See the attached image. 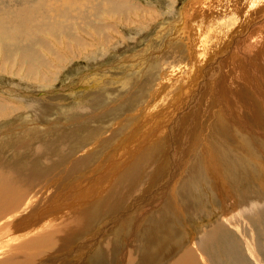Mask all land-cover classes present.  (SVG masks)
I'll list each match as a JSON object with an SVG mask.
<instances>
[{
	"label": "rangeland",
	"instance_id": "374dc122",
	"mask_svg": "<svg viewBox=\"0 0 264 264\" xmlns=\"http://www.w3.org/2000/svg\"><path fill=\"white\" fill-rule=\"evenodd\" d=\"M72 1H74V2H72ZM81 1L80 0L79 1H77V0H66V1L65 0H58L56 3H50L48 6L45 5L44 9L41 10L40 12H38L36 15L38 21H39V19L45 20V18L48 17V19L46 18V20H45L47 22V24H51L50 22H52V23L60 24L59 25L60 27L62 26V34L58 33L56 36H54L55 31H52L51 32L52 36L49 34V35H47L48 38L46 35H44L45 38L40 36V35H37L38 37L42 38L41 40L46 41L48 47L53 46L55 48V44L53 42H51V41H54V39H55L56 43L57 42H59L60 44L63 43L65 45H67L71 50H73V49H75V48H73L75 46L73 44V40L75 38L79 40V44H76V46H75V47H77V46L78 47L75 49V51L73 50L77 54L76 57L74 56L71 60L70 57L65 56L64 58L67 59V60L65 59L66 60L65 61L64 59L61 60L60 57H62V55L56 54L57 55V61L55 63H53L54 68L52 67L51 70H47V72H45V74L43 73L44 74L43 76L45 77V78L43 77V79H42V77L40 78V76L37 75L38 74V69L36 68L37 62L34 63V69L32 71V73H33L32 77L30 76V74H28L26 77L23 76L28 71V66L24 65L22 62H19V59L15 54L12 55V59H10L8 61V64H7L6 58L2 54H4L3 53L5 51L4 49H6L8 51V49H10V46L8 44H4L3 42L0 41V99L3 101L5 100V103L7 104L4 107L0 108V114L3 115V117L0 118V170H1L0 171V177L5 178V179L6 178L9 179V177H10V179H12L17 185L22 186V187H26V188H29V187L31 188V185L34 182L35 183H47L50 185V189L54 190V188H63L66 186H68V187L72 186V185H69V182H71V181H66L60 175L64 174L65 177H68V175L66 173L71 171L72 169H74V174L71 175V177H73V178H71V180L75 181L73 184L74 186L77 185V187H81V185L86 184V182H92V180L94 181L95 180L94 178H97L96 177L97 175L102 174L106 168L108 169L109 164L111 163V162H109L110 159L115 160L117 163H119V161L120 162L123 161L126 164L129 163L128 159L125 161L123 159L128 154V151L130 149H132L134 146L137 148L139 142L140 143L144 142V139H146L147 137L150 136L149 133H151V131L154 132L163 123L165 118L169 117L168 114L174 115V113L178 112V114H180V117L178 118L176 123H173L174 132L169 133L170 131H167V129H166V131H164V136L166 137L165 138L166 141L168 138L169 139L172 138L171 141L174 140L173 141L174 143L172 142V144L170 146L171 150L173 149V151H171L170 155L165 157L163 160L160 159L161 160L160 162L163 166H166L163 163L164 160L167 158L168 159L171 158V156L173 154H175L177 156L175 158L176 163L179 160L180 163L178 162L177 164L182 165L181 166L182 171L180 169L181 176L185 179V177L187 176V171H186L187 168L184 169V167L187 166L188 158L193 159L194 157L198 156V150H197L198 147L196 146V144L197 143H203L204 141H206V138H204L206 136H209V137H212V136L217 137L218 136L217 134L213 133V130L208 133V131H207L208 128L206 130L205 125H206V123H208L207 126L209 125V127L212 128V124L210 122V120L212 121V118H211L212 112L214 111V114H216V113H218V111H221V109H222L221 114L223 115V113H224L223 116L226 117L225 118L226 124L229 126V128H228V126H225V127L228 130H233V128L238 127L237 129L238 130L240 129L239 130L240 133L241 132L244 133V134L241 133L242 135H244L243 136L244 137L243 142L246 141L247 143L252 144L251 149H252L253 153H251V155H250L251 159L253 161L260 163V164L254 165V164H250V161H245V165L243 163H241V165L237 167L239 172L236 169H233L234 171L231 169V171H230L229 168H231V167L229 165L228 166H227V164H225V166L223 165V167H224L223 170L227 173V175L226 174L224 175V177L226 179L221 178V182L223 183V186L219 188V194L215 193L213 196H210V199H212L211 202H212L213 206L211 205V202L209 201L205 207L198 210L197 205L193 206L192 203H188L189 207H187L186 210H183V212H185V214L183 213L181 216H178L177 222H176V220L172 221L171 227H173V230H175L174 231L175 235H173L174 234L173 233L172 235H169L167 240H165L168 244L165 242V245L161 246L162 252L160 250V253H161L160 256L156 255V256H153V258H152V256L149 255L147 258L148 260H146V261L153 263V264H156L154 261L158 262L157 264H165L166 262H170L171 260H173L175 258V256L177 258L178 255H180L182 252H184L185 249H182L181 248L182 246L179 245L182 243V241H184V243H186V246H188V244L189 245H191V244H200L201 245L205 242L206 238L208 236H210L209 234H211V232L216 227H219L222 225H224L228 228L229 227H236L235 231L233 228H231V229L234 233H236L235 236L237 237V239L240 242L244 241L243 240V234L245 233L247 238L249 237L250 241H252V239H253L255 244H256L258 241L261 240L259 234L256 235V233H255V231L257 230L255 227H258V225H256L253 228V226L251 224H247V220L245 217H242L241 215H238V214L241 213V211H243L245 209H250L251 205L245 201L257 202V204H259V205L255 206V207L260 208V209L261 208L264 209V192L263 191L257 192V193L254 192L255 189L259 186L258 184H264V83L262 84V79L260 76H259L260 78L258 77L256 79L250 75L251 74L250 67L255 66V65H251L250 62L247 61V57L249 59H252V57L254 58V56H255V58H258V57L262 58V56L264 55V26H262V27L256 26L257 28H255V31H253L251 34L244 31L243 35H242L241 31L245 30V29H243V27L245 25V19H244L245 10H243L241 13L243 15V16L241 15L242 16L241 17L242 20L240 21L241 23L237 22L236 20L233 21L232 19H231V22L228 21L230 31L232 32V33H230V36H225V35H218L217 36V35H215V33H211L209 35L206 34L203 38H200L199 40L193 39V38H192L193 40H191V37L188 35L189 34L188 32L192 31L195 24L191 21V19H188V21L190 20L189 22H181L180 23V18L182 16V14L184 17H187L189 15V13L191 11V9H189V8H191L194 0H126V2L124 1V3H123V4H126L125 5L126 7L124 6V7L119 9V7H120L119 6L117 8L118 10L115 9L113 7V5H111V3H109L112 0H101V1L100 0H92L93 2L91 0H83L82 2ZM98 1H99V4H98ZM129 1H130V3H132V5L129 3ZM210 1L211 0H208L209 3H211V2L215 3L217 0H212L211 2ZM225 1L226 2L229 1V2L226 3ZM225 1L222 0V2L224 4L226 3V5H227L230 2L233 4V1H235V0H231V1L225 0ZM64 2H66V4ZM75 2H76V4H75ZM201 2H203L202 4H204V5H206L208 3L205 0H197V3H199L200 6H201ZM204 2L205 3L207 2V3L205 4ZM73 3L75 5V7L73 6ZM95 3H96V5H95ZM60 4H62L61 6H64V7H61ZM69 4L70 5L72 4L70 9H69V7H70ZM80 4H81V6H80ZM133 4L135 5L134 7H132ZM129 5H131V6H129ZM107 6L109 8H106ZM58 7L59 8L61 7L60 8L61 10ZM73 7H74V9H73ZM112 7H113V9H112ZM124 8H126V9H124ZM134 8H135V10H134ZM137 8L139 11L137 10ZM195 8L198 10V9H201L202 7H195ZM4 9H5V7L3 9L0 8L1 11H3ZM109 9H110V11H109ZM50 10L51 11L52 10H54V11L58 10L60 14L62 13L61 14L62 16L60 14L56 15V13H55V15H56L55 18H57V19H55L52 16ZM86 10H88L90 13ZM124 10L126 13L124 12ZM187 10H188V12H187ZM44 11H45V13H44ZM49 11H50V13H49ZM64 12H66V13H64ZM73 12H74V14H73ZM107 12H109V13L107 14ZM112 12L115 14L113 15ZM117 12H118V14H117ZM69 13H70V15H69ZM44 14L47 16H45ZM126 14L128 16H126ZM72 16H74V17H72ZM58 17H59V19H58ZM66 17H67V19H66ZM52 18H54V20H52ZM79 18H81V19H79ZM108 18H110V19H108ZM60 19L63 20V22ZM49 20H51V21H49ZM81 20L83 21V23ZM113 20H115L117 22H115ZM175 20H177V21H175ZM58 21H60V22H58ZM97 21L98 22L100 21L101 24L100 23L98 24ZM105 21H106V23H105ZM235 21H236L237 25L239 24L238 26H236ZM69 22H70V25H68ZM229 22H230V24L235 23L233 25H235L236 27L235 26L232 27V25H230ZM120 23L122 25H120ZM179 23L183 26V28H185V29L188 28L187 34H184V35L181 34L182 33L180 31L181 26ZM123 24H124V26H123ZM215 24H216V26L217 25L221 26V24L218 22H216ZM240 24H242V25H240ZM192 25H193V27H192ZM95 29H97V30H95ZM156 29H158V30H156ZM239 29H241V30L239 31ZM77 31H78V33H77ZM118 31H121V32H118ZM158 31H159V33H158ZM261 31H263V32H261ZM176 34L179 35V37H180V39L177 41L173 40L174 37L176 36ZM162 35H164V36H162ZM237 35H239V37ZM108 36L111 38H109ZM244 36H245V38H244ZM226 37H228V38H226ZM72 38H73V40H72ZM101 38H102V40H101ZM166 38H167V40H166ZM185 38L186 39L188 38L187 41ZM232 38H233V40H232ZM7 40H9V39H7ZM161 40L162 41L165 40L164 42L166 44L164 42H162ZM217 40H218V42H217ZM238 40L240 43L238 42ZM152 41H154V42H152ZM214 41H216V42H214ZM230 41H231V43H230ZM236 41L238 42V44L236 43ZM172 42H173V44H172ZM209 42H211L212 44ZM242 42L244 45H246L245 46L246 48L244 47V45H242ZM250 42H252V43H250ZM256 42H257V45H256ZM59 43H57L56 45H59ZM174 43L177 45H175ZM205 44H206V46H205ZM239 44H240L241 49H239L237 46ZM247 44H248V46H247ZM1 45H2V47H1ZM172 45L175 46L176 49ZM235 45L237 47H235ZM217 46H218V49H217ZM91 47H92V49H91ZM205 47L207 49H205ZM247 47L248 48L250 47V50H252V51H249V50L246 51L245 49H248ZM258 47H259V49H257ZM37 48L40 49L38 46H37ZM227 48L228 49L231 48V49L228 50ZM235 48L237 51H235ZM251 48H254V49H251ZM260 48H261L262 52H260L261 51ZM224 49H225V51L227 50L228 52H225ZM84 50L87 54L84 52ZM239 50H241V51H239ZM255 50H256V52H254ZM162 51H164L165 53L164 52L162 53ZM229 52L231 53V55ZM246 52H248V56H247ZM235 53L237 55L236 58H235L236 55L234 56ZM244 53H245V56H244ZM250 53H252V55ZM175 54H176V56H175ZM198 54L200 56H198ZM222 55H223V58H222ZM249 55L251 57H249ZM214 56H215V58H214ZM59 58H60V60H59ZM216 58L218 60H215ZM241 58L244 59V61ZM222 59H224V60H222ZM263 59L264 58H262V60L258 62L259 65H256V67L262 65V70L264 71V60ZM245 60H246V63H245ZM219 62H220V64H219ZM225 62H226V64H225ZM19 64H21V65H19ZM213 64H215V65H213ZM154 65H155V67H154ZM219 65H220V67H219ZM55 66H56V68H55ZM202 66H203L204 70H203ZM213 66H217V67L213 68ZM232 66H234V67L232 68ZM218 67H219V69H218ZM193 68H194V70H193ZM240 69H241V71H240ZM258 70H259V67H258ZM57 72H59V73L56 74ZM206 72H207V74H205ZM118 73H119V75H118ZM46 74L49 76V78ZM50 74L52 76H50ZM242 76L244 78L246 76V79L248 78V80L244 79ZM131 77H132V79H131ZM102 78H103V80H102ZM242 79H243V81H242ZM252 79H253V81H252ZM111 81L113 84L111 83ZM202 81L204 84L202 83ZM263 82H264V79H263ZM147 83H148V85H147ZM253 83H254V85H253ZM171 84H173V85H171ZM237 86L241 90L244 88L242 90V92H243L242 95L246 96V97L244 96L246 100H249V99L251 100V98H248L249 96H247L244 92L245 90L247 91L248 89H249L248 93H250L255 100L256 99L258 100L257 101L259 103V104L257 103L258 113H255V108H252V107L248 108L247 105L244 106L245 103L243 101L241 102V104H239L240 102H238V100H237L238 98L235 99L237 97V95L234 92H236ZM258 86L259 87L263 86V87L259 89ZM245 87H247L248 89H245ZM250 87H251V89H250ZM145 90L147 93L145 92ZM219 90H221V91H219ZM52 91H53V93H52ZM135 91H136V93H135ZM124 92H126V93H124ZM146 94H148V95H146ZM234 94L236 95L235 98L233 97ZM143 95H145V96H143ZM242 95L239 94L240 97H243ZM41 96H43V97L41 98ZM123 96H124V98H123ZM136 96L137 97L140 96V97L137 98ZM101 97H102V100H101ZM198 97H202L201 100L203 99L204 101L203 100L198 101L197 100ZM133 98L135 99V101ZM1 100H0V102H3ZM41 101H44V102L47 101L48 102L47 103L48 107L46 106V109H48V110L51 109V112H50V110L48 112H47V110H44V111H46V113L45 112L43 113V112H41V108L39 106H36V104H34V103H39V102L41 103ZM180 101H182V102H180ZM143 102L145 103V105L143 104ZM216 102H217V105L218 104L222 105L221 109L220 108H213V106L216 104ZM27 103H29V104H27ZM149 104H151L150 106L152 107L154 112H153V110H152V112L149 111V109H148ZM210 104H211V106H210ZM21 105L24 107L22 108ZM32 105L33 106L35 105L36 108L32 107ZM119 105H120V107H119ZM125 105H127V107H125ZM177 105H179V106L177 107ZM28 106H31L32 109L28 108ZM5 107L10 108L12 111H10L9 109H5ZM20 107L22 108V110L20 112H17V113L14 112L16 110H13V108L17 109V111H18V109L19 110L21 109ZM113 107H114V109H113ZM167 107H172L175 111L172 108L168 109ZM26 108L28 111L29 110L30 111L28 112L27 110H25ZM37 108H39V110ZM258 108H260V109H258ZM34 109H35V111H34ZM199 109H201L200 112L202 113V114H200V116L197 113L199 111ZM217 109H218V111H217ZM106 110H107V112L109 111L108 113H109L110 117L107 115L108 113L107 114L104 113V112H106ZM38 111H40L43 114V117L40 115L41 113ZM112 112H114V113L112 114ZM137 112H138V114H137ZM36 113H39V114L36 115ZM101 113L102 114L104 113L103 115H105V116H103ZM252 115H254V116H252ZM39 116H41V118H39ZM242 116L244 117V119ZM118 117L120 118V120L117 121ZM161 117H163V118H161ZM122 118H124V119H122ZM100 119L103 121H101ZM110 119H114V120L111 121ZM125 119L127 122L124 121ZM130 119L133 121H131ZM122 120L124 121L125 124L122 122ZM99 121H100V123H99ZM209 122H210V124H209ZM86 123L89 126L86 125ZM183 123H185V124H183ZM238 123H239V125H238ZM116 124L119 127L115 126ZM130 125H132V126H130ZM135 125L137 127H141V128L135 129L136 128ZM149 125H150V127H149ZM184 125H186V126H184ZM187 125H188V127L189 126L190 127L188 128ZM217 125L219 128H224V126H222L220 123ZM195 126H196V129L194 128ZM113 127H114V129H113ZM128 127L131 128L132 130L130 131ZM185 127L187 128L185 136L184 137H180V136L178 137L181 129L183 130ZM200 127L205 129V130H203V129L202 130H203V132H205L206 136L204 133H201V130H199ZM40 128H41V130H40ZM118 128L119 129L122 128V130H119ZM103 129H104V131H102ZM149 129H151V130H149ZM178 129H180V130H178ZM243 129H245V130H243ZM191 130L192 131L196 130L197 132L196 131L195 132L197 134L195 132H192ZM60 131H63V133ZM134 132H136V134ZM245 132H246V134H245ZM31 133H33V134H31ZM107 135H108V137H107ZM141 135H143V137ZM146 135H147V137H145ZM193 135H195V136H193ZM197 135L200 136V139L197 142H195L194 140L196 139ZM219 135L221 136V139H222V141H220V144H222V146L225 144L223 147H225L227 145V147H225L223 149H225L227 151H231L229 149H233L234 147H236L234 144L235 140H237L236 138L230 137L231 139H229L227 136L225 137V135L224 136L222 134H219ZM175 136H176V138H175ZM190 136H193V137H190ZM238 136H239V140L242 141V137L240 136L239 133H238ZM79 137H81V139ZM131 137H132V139H131ZM128 138H129V140H128ZM185 138H188V140H189L188 143H186V144L184 143ZM232 138L235 140H233ZM247 138H249L248 139L249 141L247 140ZM107 139H110L111 141H109ZM43 140L45 141V143L43 142ZM133 140H134V142H133ZM104 141H105V143H104ZM117 141H118V143H117ZM193 141H194V143H193ZM67 142H68V144H67ZM183 143L185 145H183ZM102 145H104V146H102ZM231 145H233V147H230ZM52 146H54L55 149L58 148L57 149L58 151L55 150L54 147H52ZM228 146L230 147L229 149H228ZM120 147H121V149H120ZM135 147L133 149H135ZM183 147H184V149H183ZM37 148H39V149H37ZM90 148H91V150H90ZM108 148H110V149H108ZM163 149H164V151H163ZM167 149L168 148H161L162 151L159 150V158L161 157V154L163 152L167 151ZM123 150H125V152ZM137 153H139V152H137L136 150L132 151L130 162H132L134 159H136ZM121 154H123V156H120ZM116 155L119 158L116 157ZM133 155H135V156H133ZM188 155H189V157H188ZM183 156H184V159H183ZM179 157H180V159H179ZM61 158L63 159V161ZM114 158L118 159V161ZM240 158H242V157L240 156ZM45 159H47V160H45ZM59 160L62 162V164ZM182 161H183V164H182ZM116 162H115V164H116ZM3 163H4V165H3ZM54 163H56V164H54ZM133 163L136 165V163L138 164V161L137 162L133 161ZM74 165H76V167ZM130 165H132V163H129L126 166V169ZM146 165H147V167L145 168L146 170L144 171L145 175H144L143 181L137 182L136 185L134 184V186H137L139 188V191L141 192V193H139V195L136 196L137 198L134 197L135 199L133 201L130 200L131 203H130V201L128 203H124L121 201L120 206L117 202L116 203L113 202L112 204L114 206L118 204L117 208H115L113 205L110 206L109 205V204H111L110 202L107 203L109 205V207L107 206V204L106 205L104 204L102 206L103 210L100 209V212L101 211L102 212L101 213L99 212L100 217L98 219L97 218L92 219L90 221V224H89L90 227H93V228L94 227L95 228L100 227V229H99L100 231H101L102 227H105V229L107 231H108V227H109V229L111 227H119V228L120 227H126L127 224H125L123 226V222L121 223V221H119V220H121L122 217H124L125 214L127 213L126 217L130 218L127 221L131 220V222L128 224V227H135L140 232L141 230H143L144 227L152 226L151 223H153L155 221V219H156L155 217L157 216V214L161 208H162L161 212H163L164 214L159 215V218L165 220V218L167 217L166 216L167 210L165 209L164 205L169 202V198L174 194L173 190H169V188H167L165 183L156 182L157 183L156 184L154 182L155 178L150 177V174L154 173L153 171L155 170L154 168L156 167L155 162L148 163ZM183 165H185V166H183ZM247 166H248V168H247ZM114 167H116V168H114ZM119 168H121V169H119ZM123 168L124 167H121V166H119V167L113 166L110 169L111 171L109 170V172H111V175L112 174L115 175V174H117V171L122 170ZM246 168L251 170L252 172L249 170L247 171ZM8 169H10V170H8ZM102 169H103V171H102ZM137 169H138V167H137ZM253 169H255L256 171L255 170L253 171ZM242 170L244 171V173H242L243 172ZM7 171H9V172H7ZM204 171L207 173V174L205 173L206 178L204 180L197 178L196 179L197 184H195V185H194V183L192 184L193 189H195V190H191V193L193 194V196H195V193L197 191L203 192V194L205 192H207L210 189L209 188L210 187L209 181L210 180L214 181L210 177L213 175H208V172L211 170L209 169L207 163L204 166ZM229 172L231 175L230 177L228 176ZM248 172H250L251 174ZM155 173H156V171H155ZM158 173H159V171H158ZM158 173H156V174H158ZM182 173H185L184 174L185 176ZM259 173H260V176H259ZM244 174H246V175H244ZM3 175L4 176L6 175V177H3ZM87 176H89V177L87 178ZM91 176H92V178H91ZM53 177H56V178L51 179ZM25 178H26V180H25ZM148 178H149V180H147ZM22 179L24 182L22 181ZM28 179H30L31 182ZM60 180H62V181L60 182ZM254 180H255L256 184L254 183ZM147 181H151V182L147 183ZM106 182H108V183H106ZM106 182H105L106 186H108L110 183H111V185H113L115 183V181L110 182L108 180V178L106 179ZM121 182H116V183L118 184ZM65 184H66V186H65ZM163 184H164V186H162ZM205 185H206V187H205ZM106 186H102V187L100 186V188L102 190L98 189L99 193L97 195L103 199H107L106 197L108 196L107 195L108 189ZM143 186L148 187V188H145L144 189L145 191H144L143 189H141V188H144ZM197 186L199 187V189ZM154 187H156V188L154 189ZM34 188L35 187H33L32 189H34ZM202 189H203V191H202ZM132 190L134 191V188ZM185 193H187L186 190H184V192H182V190H179V193H177V194L175 191L176 196H178L179 198H182V195ZM151 194H153L152 198L149 200L150 202L144 206V208H140V205H139L140 203H138V202L135 203L136 200H140L142 198L144 200L147 197L149 198V196H151ZM132 195H133V193H132ZM147 195H149V196H147ZM239 195H242L244 197L239 196ZM144 196H147V197H144ZM230 196H231L232 200H230ZM107 200L109 201V199H107ZM243 200H245V201L243 202ZM238 202H240V203H238ZM136 204H138L139 206ZM122 205H124L123 208H121ZM104 206H107V207L104 208ZM160 206H162V207H160ZM239 206H240V208H239ZM110 207H111V210H109V212L105 213L106 211H108V208H110ZM112 208L113 209L115 208V210H113ZM35 210H36L35 208L25 209V210H23L22 215L25 213H28L29 211H35ZM251 212H252V210H251ZM226 215L228 217L234 218L232 226L228 225V222H227L228 217ZM180 217H181V219H180ZM248 217H249V215H248ZM167 218H170V217H167ZM150 220H152V221H150ZM180 221H181L182 225H181ZM235 221L237 222V226L235 225ZM170 222H171V220H170ZM220 223H222V224H220ZM187 227H188L189 234L192 235L190 238L191 240H188L187 238H185L184 240L179 239V238H183L182 236L185 234V233H183V230H184V228L186 229ZM238 227H239V229H237ZM105 229H104V231H106ZM251 230H254V233ZM96 231H98V228L94 231V233H96ZM107 231L104 234H106ZM232 231H229V232H232ZM239 231L243 232V233L241 234V233H239ZM139 232H136V235ZM252 233L254 234V236L252 235ZM102 236L103 235H100L98 238L94 239L91 242L92 248L90 246L89 250L88 249L86 250L89 253V255L93 254V251L96 249L97 246L99 248L101 247ZM124 239H126L123 243L124 248H125V247H127V243L131 244L130 236H126L122 240H124ZM189 241L191 242V244L189 243ZM135 242L137 243V240H135ZM96 243H97V245H96ZM170 245L175 246V247H173V248H176L175 251H172L174 249ZM168 248L172 249V250H170L171 253L168 250V253L170 255H168V253H167ZM176 251H178V253ZM172 253H174V254L172 255ZM259 254H261L262 257L264 256V253H259ZM166 256L169 258H167ZM173 256H174V258H173ZM56 257L61 258L59 255H57ZM122 257H123V255H118L116 260H115L116 261L115 263L116 264H122V262H121ZM124 257L126 260H128V256H124ZM159 257L163 258V259L166 257L165 259H168V260L165 261V259L164 260L161 259V261H160ZM90 258H91V256H90ZM89 261H90V259L87 258V260H84V263L89 264Z\"/></svg>",
	"mask_w": 264,
	"mask_h": 264
},
{
	"label": "bare ground",
	"instance_id": "6f19581e",
	"mask_svg": "<svg viewBox=\"0 0 264 264\" xmlns=\"http://www.w3.org/2000/svg\"><path fill=\"white\" fill-rule=\"evenodd\" d=\"M58 0H0V8H4L5 9L3 11L0 10V41L3 42L4 44H8L10 46V49H8V51L6 49H4L5 51L3 52L4 57L6 58V63L8 64V61L10 59H12V55H16L19 59V62H22L24 65L28 66V71L23 75L24 77H26L28 74H30V76L32 77V71L34 69V63L37 62V69H38V76H40V78L42 77L43 79V75L45 74V72H47V70H51L53 67V63H55L57 61V55L56 54H60L62 55L61 60H65L66 58H64L65 56H68L72 58L75 56L76 57V53L74 52L75 49L78 47H75L76 44H79V40L78 39H74L73 40V44L75 45L73 48V50H71L67 45L60 44L56 45L57 43L54 41H51L55 44V48L52 47H48L46 41L41 40L42 38L38 37L37 35H40L42 37H44V35H51L52 31L54 32V36H56L58 33L62 34V26L60 27L58 23H52L51 24H47V22L45 21L46 18L48 19V17L45 18V20H37V13L40 12L41 10L44 9L45 5H49L50 3H56ZM66 1V0H65ZM79 1V0H77ZM81 1V0H80ZM83 1V0H82ZM81 1V2H82ZM92 1V0H91ZM101 1V0H100ZM124 1L126 2V0H112L111 5H113V7L115 9H117L119 6V9L124 7L126 4H123ZM208 2V0H205ZM212 1V0H211ZM210 1V2H211ZM225 1V0H223ZM231 1V0H230ZM74 2V1H72ZM93 2V1H92ZM108 2V1H107ZM132 2V1H131ZM206 2V3H207ZM226 2V1H225ZM229 2V1H227ZM226 2V3H227ZM235 2V3H234ZM66 4V2H64ZM63 3V4H64ZM78 3V2H77ZM102 3V2H101ZM130 3V1H129ZM203 2H201V6L199 5V3H197V0H194L191 8V11L189 13V15L187 17H184L183 14L180 18V23L181 22H189L188 19H191V21L195 24V26L193 27L192 31L188 32V28L185 29L183 28V26L180 24L181 28L180 31L182 32L181 34H187V32L189 33L188 35L191 37V40L193 39H200L203 38L206 34L209 35L211 33H215V35H225V36H230V33H232L230 31L229 25H228V21L231 22V19L234 21L236 20L237 22L241 23L240 21L242 20V11L245 10V25L243 27V32L246 31L247 33H252L253 31H255V28H257L256 26H264V0H235L233 1V4L230 2L229 4L226 5V3L224 4L222 2V0H217L215 3H205L206 5L202 4ZM76 4V2H75ZM85 4V3H84ZM93 4V3H92ZM91 4V5H92ZM99 4V1H98ZM106 4V3H105ZM132 5V3H130ZM56 5V4H55ZM62 4H60L61 6ZM70 5V4H69ZM72 5V4H71ZM71 5L69 7V9L71 8ZM86 5V4H85ZM96 5V3H95ZM129 5V6H131ZM51 6V5H50ZM57 6V5H56ZM59 6V5H58ZM73 6L75 7L74 3ZM77 6V5H76ZM81 6V4H80ZM89 6V5H88ZM100 6V5H99ZM135 5L133 4L132 7H134ZM64 7V6H61ZM60 7V8H61ZM73 7V9H74ZM84 7V6H83ZM93 7V6H92ZM91 7V8H92ZM101 7V6H100ZM112 7V9H113ZM126 7V6H125ZM137 7V6H136ZM195 7H202L201 9H196ZM50 8V7H49ZM59 8V7H58ZM57 8V9H58ZM59 8V9H60ZM81 8V7H80ZM102 8V7H101ZM106 8H109L108 6ZM52 9V8H51ZM54 9V8H53ZM126 9V8H124ZM128 9V8H127ZM181 9V8H180ZM61 10V9H60ZM72 10V9H71ZM76 10V9H75ZM74 10V11H75ZM80 10V9H79ZM89 10V9H88ZM86 10V11H88ZM92 10V9H91ZM118 10V9H117ZM123 10V9H122ZM130 10V9H129ZM135 10V8H134ZM138 10V8H137ZM51 11V10H50ZM49 11V13H50ZM54 10L51 11L52 16L55 18L56 15H59V11L58 10ZM90 11V10H89ZM88 11V12H89ZM110 11V9H109ZM127 11V10H126ZM139 11V10H138ZM48 12V11H47ZM61 12V11H60ZM69 12V11H68ZM76 12V11H75ZM114 12V11H113ZM112 12V13H113ZM122 12V11H121ZM125 12V10H124ZM123 12V13H124ZM188 12V10H187ZM43 13V12H42ZM45 13V11H44ZM48 13V14H49ZM54 13V14H53ZM56 13V15H55ZM66 13V12H64ZM80 13V12H79ZM90 13V12H89ZM101 13V12H100ZM109 12H107L108 14ZM111 13V12H110ZM120 13V12H119ZM126 13V12H125ZM124 13V14H125ZM244 13V12H243ZM62 14V13H61ZM60 14V15H61ZM74 14V12H73ZM76 14V13H75ZM94 14V13H93ZM115 13H113L114 15ZM118 14V12H117ZM122 14V13H121ZM129 14V13H128ZM181 14V13H180ZM45 15V14H44ZM70 15V13H69ZM242 15V16H241ZM39 16V15H38ZM47 16V15H45ZM44 16V17H45ZM50 16V15H49ZM62 16V15H61ZM79 16V15H78ZM77 16V17H78ZM108 16V15H107ZM126 16H128L126 14ZM64 17V16H63ZM74 17V16H72ZM71 17V18H72ZM76 17V16H75ZM81 17V16H80ZM99 17V16H98ZM110 17V16H109ZM115 17V16H114ZM177 17V16H176ZM39 18V17H38ZM50 18V17H49ZM54 18H52V20H54ZM61 18V17H60ZM65 18V17H64ZM105 18V17H104ZM126 18V17H125ZM178 18V17H177ZM57 19V18H55ZM59 19V17H58ZM67 19V17H66ZM69 19V18H68ZM73 19V18H72ZM81 19V18H79ZM78 19V20H79ZM110 19V18H108ZM127 19V18H126ZM243 19V20H244ZM61 20V19H60ZM123 20V19H122ZM178 20V19H177ZM175 20V21H177ZM51 21V20H49ZM63 22V20H61ZM68 21V20H67ZM76 21V20H75ZM82 21V20H81ZM92 21V20H91ZM96 21V20H95ZM109 21V20H108ZM115 21V20H113ZM127 21V20H126ZM235 21V23H236ZM60 22V21H58ZM80 22V21H79ZM98 22V21H97ZM117 22V21H115ZM123 22V21H122ZM216 22L220 23V25L216 26ZM229 22V24H230ZM83 23V21H82ZM96 23V22H95ZM100 23V21L98 22V24ZM106 23V21H105ZM233 23V22H232ZM233 23V24H235ZM88 24V23H87ZM101 24V23H100ZM108 24V23H107ZM128 24V23H127ZM233 24H230L233 26ZM70 25V22L69 24ZM120 25H122L120 23ZM175 25V24H174ZM185 25V24H184ZM214 25V26H213ZM239 25V24H238ZM236 23V26H238ZM242 25V24H240ZM78 26V25H77ZM80 26V25H79ZM90 26V25H89ZM100 26V25H99ZM116 26V25H115ZM124 26V24H123ZM179 26V27H180ZM186 26V25H185ZM191 26V25H190ZM235 26V27H236ZM81 27V26H80ZM79 27V28H80ZM117 27V26H116ZM191 27V28H192ZM241 27V28H242ZM64 28V27H63ZM78 29V28H77ZM89 29V28H88ZM94 29V28H93ZM118 29V28H117ZM79 30V29H78ZM92 30V29H91ZM97 30V29H95ZM158 30V29H156ZM235 30V29H234ZM241 29H239L240 31ZM262 30V29H261ZM94 31V30H93ZM89 32V31H88ZM98 32V31H97ZM96 32V33H97ZM121 32V31H118ZM177 32V31H176ZM175 32V33H176ZM263 32V31H261ZM78 33V31H77ZM159 33V31H158ZM168 33V32H167ZM81 35V34H80ZM84 35V34H83ZM119 35V34H118ZM168 35V34H167ZM241 35V36H242ZM52 36V35H51ZM67 36V35H66ZM78 36V35H77ZM93 36V35H92ZM100 36V35H99ZM98 36V37H99ZM164 36V35H162ZM187 36V35H186ZM239 37V35H237ZM252 36V35H251ZM262 36V35H261ZM69 37V36H68ZM79 37V36H78ZM83 37V36H82ZM109 37V36H108ZM235 37V36H234ZM247 37V36H246ZM45 38V37H44ZM48 38V36H47ZM54 38V37H53ZM62 38V37H61ZM70 38V37H69ZM92 38V37H91ZM111 38V37H109ZM122 38V37H121ZM193 38V39H192ZM221 38V37H220ZM228 38V37H226ZM237 38V37H236ZM241 38V37H240ZM245 38V36H244ZM253 38V37H252ZM251 38V39H252ZM263 38V37H262ZM9 39V40H7ZM52 39V38H51ZM82 39V38H81ZM99 39V38H98ZM180 37L179 35L176 34V36L174 37L173 40L177 41L179 40ZM186 39V38H185ZM188 39V38H187ZM186 39V41H187ZM242 39V38H241ZM240 39V40H241ZM83 40V39H82ZM81 40V41H82ZM93 40V39H92ZM102 40V38H101ZM110 40V39H109ZM108 40V41H109ZM167 40V38H166ZM210 40V39H209ZM228 40V39H227ZM233 40V38H232ZM244 40V39H243ZM258 40V39H257ZM65 41V40H64ZM155 41V40H154ZM152 41V42H154ZM162 41V40H161ZM165 41V40H164ZM162 41V42H164ZM185 41V40H184ZM196 41V40H195ZM161 42V43H162ZM216 42V41H214ZM218 42V40H217ZM233 42V41H232ZM235 42V41H234ZM239 42V40H238ZM238 42L236 41V43L238 44ZM253 42V41H252ZM250 42V43H252ZM52 43V44H53ZM66 43V42H65ZM157 43V42H156ZM165 43V42H164ZM211 43V42H209ZM231 43V41H230ZM240 43V42H239ZM249 43V44H250ZM97 44V43H96ZM152 44V43H151ZM166 44V43H165ZM164 44V45H165ZM173 44V42H172ZM175 44V43H174ZM181 44V43H180ZM187 44V43H186ZM202 44V43H201ZM212 44V43H211ZM260 44V43H259ZM3 45V44H2ZM1 45V47H2ZM110 45V44H109ZM177 45V44H175ZM198 45V44H197ZM200 45V44H199ZM242 45L243 42H242ZM254 45V44H253ZM257 45V42H256ZM262 45V44H261ZM260 45V46H261ZM37 46L40 48L38 49ZM101 46V45H100ZM103 46V45H102ZM156 46V45H155ZM158 46V45H157ZM162 46V45H161ZM173 46V45H172ZM206 46V44H205ZM239 49H241L240 44L237 45ZM235 45V47H237ZM246 45H244L245 47ZM248 46V44H247ZM107 47V46H106ZM175 47V46H173ZM195 47V46H194ZM204 47V46H203ZM221 47V46H220ZM100 48V47H99ZM158 48V47H157ZM156 48V49H157ZM162 48V47H161ZM160 48V49H161ZM172 48V47H171ZM197 48V47H196ZM223 48V47H222ZM232 48V47H231ZM229 48V49H231ZM234 48V47H233ZM246 48V47H245ZM248 48V47H247ZM255 48V47H254ZM251 48V49H254ZM92 49V47H91ZM170 49V48H169ZM173 49V48H172ZM176 49V47H175ZM205 49H207L205 47ZM218 49V46H217ZM228 49V48H227ZM228 49V50H229ZM259 49V47L257 48ZM196 50V49H195ZM234 50V49H233ZM246 51H252L250 50V47L248 49H245ZM244 50V51H245ZM261 50V48H260ZM94 51V50H93ZM92 51V52H93ZM178 51V50H177ZM182 51V50H181ZM187 51V50H186ZM209 51V50H208ZM225 51V49H224ZM223 51V52H224ZM235 51L236 48H235ZM241 51V50H239ZM85 52V50H84ZM161 52V51H160ZM164 51H162L163 53ZM225 52H228L227 50ZM256 52V50L254 51ZM262 52V50L260 51ZM86 53V52H85ZM109 53V52H108ZM165 53V52H164ZM177 53V52H176ZM215 53V52H214ZM213 53V54H214ZM230 53V52H229ZM234 53V52H233ZM232 53V54H233ZM247 56H248V52ZM87 54V53H86ZM219 54V53H218ZM217 54V55H218ZM226 54V53H225ZM252 55V53H250ZM255 54V53H254ZM208 55V54H207ZM220 55V54H219ZM227 55V54H226ZM231 55V53H230ZM236 55V53L234 54V56ZM176 56V54H175ZM198 56H200L198 54ZM233 56V57H234ZM245 56V53H244ZM254 56V55H253ZM264 56V55H263ZM262 56V58H264ZM225 57V56H224ZM227 57V56H226ZM237 57V55L235 56V58ZM249 57H251L249 55ZM4 58V59H5ZM59 58V60H60ZM151 58V57H150ZM193 58V57H192ZM213 58V57H212ZM215 58V56H214ZM223 58V55H222ZM246 58V57H245ZM262 58H254L252 57V59H249L247 57V61L250 62L251 65H255V66H251L250 67V72H251V76L254 78H258L259 76L262 79V84L263 79H264V71L262 70V65H259L258 62L262 60ZM75 59V58H74ZM73 59V60H74ZM153 59V58H152ZM189 59V58H188ZM201 59V58H200ZM220 59V58H219ZM225 59V58H224ZM222 59V60H224ZM242 59V58H241ZM249 59V60H248ZM67 60V59H66ZM65 60V61H66ZM167 60V59H166ZM203 60V59H202ZM211 60V59H210ZM214 60V59H213ZM215 60H218L217 58ZM214 60V61H215ZM221 60V61H222ZM237 60V59H236ZM235 60V61H236ZM244 61V59H242ZM264 60V59H263ZM18 61V60H17ZM64 61V62H65ZM69 61V60H68ZM220 61V62H221ZM63 62V63H64ZM175 62V61H174ZM219 62V64H220ZM228 62V61H227ZM263 62V61H262ZM16 63V62H15ZM141 63V62H140ZM167 63V62H166ZM246 63V60H245ZM248 63V62H247ZM204 64V63H203ZM226 64V62H225ZM233 64V63H232ZM231 64V65H232ZM263 64V63H262ZM21 65V64H19ZM64 65V64H63ZM215 65V64H213ZM234 65V64H233ZM245 65V64H244ZM59 66V65H58ZM204 66V65H203ZM202 66V68H203ZM218 66V65H217ZM217 66H213V68L217 67ZM66 67V66H65ZM155 67V65H154ZM210 67V66H209ZM220 67V65H219ZM218 67V69H219ZM231 67V66H230ZM234 66H232L233 68ZM259 67V70H258ZM54 68V67H53ZM56 68V66H55ZM61 68V67H60ZM59 68V69H60ZM122 68V67H121ZM124 68V67H123ZM212 68V67H211ZM20 69V68H19ZM139 69V68H138ZM182 69V68H181ZM200 69V68H199ZM217 69V70H218ZM221 69V68H220ZM231 69V68H230ZM237 69V68H236ZM239 69V68H238ZM194 70V68H193ZM204 70V68H203ZM229 70V69H228ZM26 71V70H25ZM57 71V70H56ZM60 71V70H59ZM123 71V70H122ZM121 71V72H122ZM125 71V70H124ZM241 71V69H240ZM205 72V71H204ZM231 72V71H230ZM44 73V74H43ZM59 72H57L56 74H58ZM109 73V72H108ZM176 73V72H175ZM193 73V72H192ZM196 73V72H195ZM203 73V72H202ZM53 74V73H52ZM207 74V72L205 73ZM258 76H257V75ZM36 75V76H37ZM47 75V74H46ZM54 75V74H53ZM108 75V74H107ZM117 75V74H116ZM119 75V73H118ZM48 76V75H47ZM50 76H52L50 74ZM59 76V75H58ZM106 76V75H105ZM201 76V75H200ZM55 77V76H54ZM205 77V76H204ZM243 77V76H242ZM259 77V78H260ZM34 78V77H33ZM37 78V77H36ZM45 78V77H44ZM49 78V76H48ZM107 78V77H106ZM114 78V77H113ZM185 78V77H184ZM201 78V77H200ZM244 78V77H243ZM47 79V78H46ZM132 79V77H131ZM196 79V78H195ZM194 79V80H195ZM246 79V76L245 78ZM32 80V79H31ZM45 80V79H44ZM50 80V79H49ZM99 80V79H98ZM97 80V81H98ZM103 80V78H102ZM158 80V79H157ZM162 80V79H161ZM160 80V81H161ZM248 80V78L246 79ZM54 81V80H53ZM114 81V80H113ZM117 81V80H116ZM126 81V80H125ZM232 81V80H231ZM243 81V79H242ZM253 81V79H252ZM47 82V81H46ZM158 82V81H157ZM201 82V81H200ZM112 83V81H111ZM161 83V82H160ZM203 83V81H202ZM244 83V82H243ZM113 84V83H112ZM115 84V83H114ZM143 84V83H142ZM204 84V83H203ZM104 85V84H103ZM148 85V83H147ZM173 85V84H171ZM210 85V84H209ZM254 85V83H253ZM100 86V85H99ZM137 86V85H136ZM222 86V85H221ZM134 87V86H133ZM173 87V86H172ZM259 87V86H258ZM263 86L259 87L262 88ZM102 88V87H101ZM171 88V87H170ZM253 88V87H252ZM132 89V88H131ZM135 89V88H134ZM144 89V88H143ZM244 89V88H243ZM242 89V90H243ZM245 89H248L247 87H245ZM251 89V87H250ZM136 90V89H135ZM141 90V89H140ZM139 90V91H140ZM242 90L239 89V87H236V92H234L236 95L234 94V98L238 100V102H240L239 104H241V102L243 101L245 104L244 106H248L255 108V113H258L257 111V99L255 100L253 98V96L248 93L249 89L245 92V94L247 96H249L248 98H251V100H246L245 99V95H242ZM258 90V89H257ZM154 91V90H153ZM221 91V90H219ZM260 91V90H259ZM262 91V90H261ZM99 92V91H98ZM129 92V91H128ZM146 92V90H145ZM254 92V91H253ZM53 93V91H52ZM51 93V94H52ZM55 93V92H54ZM126 93V92H124ZM123 93V94H124ZM136 93V91H135ZM142 93V92H141ZM147 93V92H146ZM157 93V92H156ZM229 93V92H228ZM112 94V93H111ZM122 94V93H121ZM145 94V93H144ZM239 94H241L243 97H240ZM60 95V94H59ZM114 95V94H113ZM133 95V94H132ZM148 95V94H146ZM251 95V96H250ZM254 95V94H253ZM134 96V95H133ZM145 96V95H143ZM187 96V95H186ZM199 96V95H198ZM245 96V97H244ZM35 97V96H34ZM43 96H41L42 98ZM126 97V96H125ZM137 97V96H136ZM140 97V96H139ZM137 97V98H139ZM124 98V96H123ZM146 98V97H145ZM202 97H198V101H202L201 100ZM204 98V97H203ZM229 98V97H228ZM120 99V98H119ZM134 99V98H133ZM221 99V98H220ZM1 100V99H0ZM102 100V97H101ZM142 100V99H141ZM234 100V99H233ZM3 101V100H1ZM113 101V100H112ZM135 101V99H134ZM137 101V100H136ZM161 101V100H160ZM170 101V100H169ZM191 101V100H190ZM197 101V102H198ZM204 101V100H203ZM182 102V101H180ZM188 102V101H187ZM40 103V102H39ZM34 103L36 104V106H39L41 108V112H45L44 110H47V112L51 109H46L47 106V101H41V103ZM137 103V102H136ZM29 104V103H27ZM31 104V103H30ZM39 104V105H38ZM133 104V103H132ZM143 104L145 105V103L143 102ZM180 104V103H179ZM259 104V103H258ZM5 105H7L5 103V100L3 102H0V108L4 107ZM13 105V104H12ZM11 105V106H12ZM24 105V104H23ZM49 105V104H48ZM151 104H149V111L152 112V107L150 106ZM165 105V104H164ZM208 105V104H207ZM14 106V105H13ZM22 106V105H21ZM108 106V105H107ZM137 106V105H136ZM179 105H177L178 107ZM181 106V105H180ZM211 106V104H210ZM221 104L217 105L216 104L213 106V108H220L221 109ZM24 106H22L23 108ZM32 107H35V105ZM31 106H28V108L32 109ZM48 107V106H47ZM54 107V106H53ZM116 107V106H115ZM120 107V105H119ZM125 107H127V105H125ZM130 107V106H129ZM148 107V106H147ZM15 108V107H14ZM14 112H20L22 110V108L18 111L17 109ZM17 108V107H16ZM36 108V107H35ZM50 108V107H49ZM112 108V107H111ZM139 108V107H138ZM143 108V107H142ZM145 108V107H144ZM168 109L172 108V107H167ZM182 108V107H181ZM243 108V107H242ZM5 109H9L10 111H12L10 108H6ZM39 110V108H37ZM114 109V107H113ZM173 109V108H172ZM260 109V108H258ZM8 110V111H9ZM24 110V109H23ZM27 110V108L25 109ZM121 110V109H120ZM126 110V109H125ZM174 110V109H173ZM182 110V109H181ZM187 110V109H186ZM201 109H199V111L197 112L198 115L200 116V114H202L200 112ZM251 110V109H250ZM4 111V110H3ZM28 111V110H27ZM30 111V110H29ZM28 111V112H29ZM35 111V109H34ZM135 111V110H134ZM175 111V110H174ZM218 111V109H217ZM231 111V110H230ZM24 112V111H23ZM22 112V113H23ZM26 112V111H25ZM33 112V111H32ZM40 112V111H38ZM40 112V113H41ZM109 112V111H108ZM107 110L104 113H108ZM154 112V110H153ZM221 111H218V113L214 114V111L211 114V118L212 121L210 120L211 124H212V128L209 127V125L207 126L208 123H206L205 128L207 130L208 128V133L211 132L213 130L214 134H217V137H209L206 136L205 132H203V128L200 127L199 130H201V133H204L206 137V141H204L203 143H197L196 146L198 147V156L192 158H188L187 161V166L184 167V169L187 168V176L185 177V179L181 176L180 173V169L182 168L180 164H177L179 162L176 163L175 158L177 157L175 154H173L171 156V158H167L164 160V164L166 166H163L161 164V160H163L165 157H167L168 155H170L171 151H173V149L171 150L170 146L172 144L171 139H167V141L165 140V136H164V131H170L169 133H173L174 132V127H173V123H176V121L178 120V118L180 117V114L174 113L173 114H168L169 117L165 118V120L163 121V123L154 131L150 134L149 137H147V135L145 137H147L146 139H144V142H139L138 143V147L135 149H130L128 151V154L123 158L124 161L128 159L129 163H132V165H130L127 169L126 166L129 163H125V162H120L117 163L115 160H109V162H111L109 164L108 169L106 168L104 170V172L100 175H97V178H94L95 180L92 182H86V184L81 185V187H77V185H73L74 184V180H71V175L74 174V169H72L71 171L67 172L66 174L68 175V177H65L64 174L60 175L63 177V179H65L66 181H71L69 182V185H72L71 187L69 186H65L63 188H54V190L50 189V185L47 183H33L31 185V188H26V187H22L17 185L12 179L8 178H1L0 177V264H85L84 260H87V258L90 259L89 264H116L115 260L117 258L118 255H123L122 257V264H153L150 262H147L146 260H148V256L151 255L152 258L153 256H160V250H161V246L165 245V240H167V238L169 237V235H175V230H173V227H171V223L173 220H176L177 222V217L181 216L183 213L185 214V212H183V210H186L187 207H189L188 203H192L193 206L197 205L198 206V210L202 209L203 207H205L207 205V203L212 199H210V196H213L215 193L219 194V188L223 186V183L221 182V178L226 179L224 177V175L227 173L223 170V165L225 166V164H227V166L229 165L231 169H236L238 171V166L241 165V163H243L245 165V161H250V164H254V165H259L260 163L253 161L250 157L252 152V144L251 143H247L246 141L243 142V136L240 133V129L238 130L237 128H233V130H228L225 126H228L226 124V117H224V113L223 115L221 114ZM34 113V112H33ZM103 113V114H104ZM114 112H112L113 114ZM196 113V112H195ZM19 114V113H18ZM39 113H36V115ZM102 114V113H101ZM102 114V115H103ZM138 114V112H137ZM182 114V113H181ZM43 117V114H40ZM45 115V114H44ZM109 116V113L107 114ZM136 115V114H135ZM213 115V116H212ZM259 115V114H258ZM22 116V115H21ZM20 116V117H21ZM41 116H39V118H41ZM105 116V115H103ZM158 116V115H157ZM254 116V115H252ZM3 115L0 114V118H2ZM100 117V116H99ZM110 117V116H109ZM236 117V116H235ZM243 117V116H242ZM11 118V117H10ZM160 118V117H159ZM163 118V117H161ZM124 119V118H122ZM132 119V118H131ZM130 119V120H131ZM185 119V118H184ZM210 119V118H209ZM241 119V118H240ZM244 119V117H243ZM242 119V120H243ZM4 120V119H3ZM2 120V121H3ZM101 120V119H100ZM111 121L114 119H110ZM120 120V118L118 117L117 121ZM146 120V119H145ZM236 120V119H235ZM103 121V120H101ZM105 121V120H104ZM126 121V119L124 120ZM124 121L122 120V122L124 123ZM133 121V120H131ZM127 122V121H126ZM209 122V124H210ZM229 122V121H228ZM232 122V121H231ZM234 122V121H233ZM4 123V122H3ZM2 123V124H3ZM88 123V122H87ZM86 123V125H88ZM100 123V121H99ZM105 123V122H104ZM120 123V122H119ZM122 123V124H123ZM221 124L222 126H224V128H219L217 124ZM249 123V122H248ZM95 124V123H94ZM103 124V123H102ZM125 124V123H124ZM156 124V123H155ZM185 124V123H183ZM226 124V125H225ZM233 124V123H232ZM106 125V124H105ZM176 125V124H175ZM230 125V124H229ZM239 125V123H238ZM89 126V125H88ZM102 126V125H101ZM117 126V124L115 125ZM132 126V125H130ZM152 126V125H151ZM186 126V125H184ZM198 126V125H197ZM207 126V127H206ZM93 127V126H92ZM119 127V126H117ZM116 127V128H117ZM135 129H139L141 127H137L135 125ZM150 127V125H149ZM177 127V126H176ZM188 127V125H187ZM190 127V126H189ZM188 127V128H189ZM242 127V126H241ZM247 127V126H246ZM129 128V127H128ZM196 129V126L194 127ZM199 128V127H198ZM229 128V126H228ZM245 128V127H244ZM22 129V128H21ZM70 129V128H69ZM99 129V128H98ZM102 129V128H101ZM105 129V128H104ZM104 129L102 131H104ZM114 129V127H113ZM119 129V128H118ZM176 129V128H175ZM187 128L185 127L183 130L181 129L178 137H184L186 134V130ZM203 129V130H202ZM220 129V130H219ZM41 130V128H40ZM119 130H122L119 129ZM129 130L131 131L132 129L129 128ZM141 130V129H140ZM143 130V129H142ZM151 130V129H149ZM180 130V129H178ZM198 130V129H197ZM245 130V129H243ZM242 130V131H243ZM101 131V132H102ZM111 131V130H110ZM109 131V132H110ZM135 131V130H134ZM147 131V130H146ZM177 131V130H176ZM192 131V130H191ZM196 131V130H195ZM192 131V132H195ZM12 132V131H11ZM33 132V131H32ZM63 133V131H60ZM59 132V133H60ZM129 132V131H128ZM138 132V131H137ZM197 132V131H196ZM195 132V133H196ZM136 134V132H134ZM168 133V132H167ZM207 133V132H206ZM207 133V134H208ZM212 133V134H213ZM238 133L240 134V136L242 137V141L239 140V136ZM33 134V133H31ZM125 134V133H124ZM166 134V133H165ZM197 134V133H196ZM203 134V135H204ZM219 134H222L223 136L225 135V137L227 136L229 139H231L230 137H234L237 140H235V146L233 149H229L230 147H233V145H231L230 147L228 146V149L231 151H227L223 148L227 147V145L225 147L222 146V144H220V141H222L221 136ZM244 134V133H243ZM246 134V132H245ZM121 135V134H120ZM119 135V136H120ZM144 135V134H143ZM143 135H141L143 137ZM176 135V134H175ZM202 135V134H201ZM132 136V135H131ZM136 136V135H135ZM140 136V135H139ZM177 136V135H176ZM175 136V138H176ZM195 136V135H193ZM190 136V137H193ZM249 136V135H248ZM69 137V136H68ZM108 137V135H107ZM110 137V136H109ZM177 137V138H178ZM65 138V137H64ZM81 139V137H79ZM112 138V137H111ZM202 138V137H201ZM251 138V137H250ZM56 139V138H55ZM59 139V138H58ZM63 139V138H62ZM101 139V138H100ZM132 139V137H131ZM130 139V140H131ZM142 139V138H141ZM195 139V138H194ZM200 139V136L197 135L196 139L194 140L195 142H197ZM249 138H247L248 140ZM47 140V139H46ZM105 140V139H104ZM109 141H111L110 139H107ZM113 140V139H112ZM124 140V139H123ZM127 140V139H126ZM129 140V138H128ZM143 140V139H142ZM178 140V139H177ZM232 140V141H233ZM245 140V139H244ZM251 140V139H250ZM56 141V140H55ZM69 141V140H68ZM103 141V140H102ZM114 141V140H113ZM125 141V140H124ZM188 138L184 139V143H188ZM193 141V143H194ZM249 141V140H248ZM257 141V140H256ZM43 142L45 143V141L43 140ZM58 142V141H57ZM107 142V141H106ZM130 142V141H129ZM134 142V140H133ZM182 142V141H181ZM231 142V141H230ZM234 142V141H233ZM105 143V141H104ZM118 143V141H117ZM136 143V142H135ZM174 143V142H173ZM183 143V145H185ZM227 143V142H226ZM229 143V142H228ZM22 144V143H21ZM37 144V143H36ZM56 144V143H55ZM68 144V142H67ZM70 144V143H69ZM102 144V143H101ZM137 144V143H136ZM232 144V143H231ZM33 145V144H32ZM42 145V144H41ZM48 145V144H47ZM135 145V144H134ZM174 145V144H173ZM37 146V145H36ZM61 146V145H60ZM104 146V145H102ZM116 146V145H115ZM137 146V145H136ZM258 146V145H257ZM34 147V146H33ZM45 147V146H44ZM54 147V146H52ZM112 147V146H111ZM131 147V146H130ZM46 148V147H45ZM57 148V147H56ZM161 148H168L166 152H163L161 154V157L159 158V150H161ZM176 148V147H175ZM39 149V148H37ZM55 149V147H54ZM58 149V148H57ZM55 149V150H57ZM110 149V148H108ZM117 149V148H116ZM121 149V147H120ZM184 149V147H183ZM192 149V148H191ZM195 149V148H194ZM91 150V148H90ZM126 150V149H125ZM125 150H123L125 152ZM136 150L137 152V157L136 159H134L133 161H138V164L136 163V165L131 161V153L132 151ZM40 151V150H39ZM58 151V150H57ZM122 151V152H123ZM162 151V150H161ZM164 151V149H163ZM196 151V150H195ZM50 152V151H49ZM55 152V151H54ZM53 152V153H54ZM120 152V151H119ZM192 152V151H191ZM52 153V154H53ZM173 153V152H172ZM177 153V152H176ZM184 153V152H183ZM194 153V152H193ZM61 154V153H60ZM59 154V155H60ZM69 154V153H68ZM78 154V153H77ZM85 154V153H84ZM125 154V153H124ZM185 154V153H184ZM187 154V153H186ZM38 155V154H37ZM114 155V154H113ZM119 155V154H118ZM197 155V154H196ZM41 156V155H40ZM66 156V155H65ZM64 156V157H65ZM75 156V155H74ZM99 156V155H98ZM120 156H123V154H121ZM135 156V155H133ZM240 156L242 158H240ZM55 157V156H54ZM111 157V156H110ZM113 157V156H112ZM116 157H118L116 155ZM119 158V157H118ZM186 158V157H185ZM26 159V158H25ZM62 159V158H61ZM116 159V158H114ZM161 159V160H160ZM180 159V157H179ZM184 159V156H183ZM27 160V159H26ZM47 160V159H45ZM118 161V159H116ZM60 161V160H59ZM63 161V159H62ZM46 162V161H45ZM50 162V161H49ZM61 162V161H60ZM116 162V164H115ZM155 162V170L153 171V174H150V177H154L155 180L154 182H162L165 183V185L167 186V188H169V190H173V195L169 198V202L166 203L164 205L165 209L167 210V217L170 218H165L164 219H160L159 215H163L164 213L161 212L162 208L160 209V211L158 212L157 216L155 217V221L153 223H151L150 220L149 222L152 224V226L149 227H144L143 230H141L140 232L137 230V228L135 227H128V224L131 222L127 221L130 218H127L125 214L124 217H122L121 223L123 222V226L125 224H127L126 227H111L109 229L108 227V231L105 229V227L101 228V231L99 230L100 227H90V221L94 218H99L100 217V209L103 210L102 206L107 203H111L109 204L110 206H112L113 202L114 203H118L120 206L121 201L124 203H128L130 200L133 201L135 198H137L136 196L139 195V193H141L139 191V188L137 186H134V184L136 185L137 182H142L144 179V171L146 170L145 168L147 167L146 164L148 163H152ZM58 163V162H57ZM66 163V162H65ZM180 163V162H179ZM206 163L208 164V167L211 171L208 172V175H213L210 176L212 178V180L214 181H209L210 183V189L205 192L203 194V192H199L197 191L195 193V196H193V194L191 193V190H195L193 189L192 184L194 183L197 184V178H200L201 180H204L206 178V172L204 171V166L206 165ZM56 164V163H54ZM62 164V162H61ZM183 164V161H182ZM237 164V165H236ZM4 165V163H3ZM10 165V164H9ZM19 165V164H18ZM94 165V164H93ZM20 166V165H19ZM76 167V165H74ZM103 166V165H102ZM113 166H121L124 167L122 170L117 171V174L115 175H111V172H109V170L113 167ZM4 167V166H3ZM9 167V166H8ZM73 167V166H72ZM138 167V169H137ZM150 167V166H149ZM258 167V166H257ZM100 168V167H99ZM116 168V167H114ZM248 168V166H247ZM246 168V169H247ZM101 169V168H100ZM121 169V168H119ZM228 169V168H227ZM258 169V168H257ZM10 170V169H8ZM235 170V171H236ZM240 170V169H239ZM249 169H247L248 171ZM255 169H253L254 171ZM262 170V169H261ZM1 171V170H0ZM101 171V170H100ZM103 171V169H102ZM111 171V170H110ZM159 173L156 174L155 173ZM182 171V169H181ZM228 171V170H227ZM234 171V170H233ZM236 171V172H237ZM241 171V170H240ZM243 171V170H242ZM251 171V170H249ZM256 171V170H255ZM9 172V171H7ZM96 172V171H95ZM239 172V171H238ZM237 172V173H238ZM252 172V171H251ZM12 173V172H11ZM84 173V172H83ZM206 173V174H205ZM232 173V172H231ZM244 173V171L242 172ZM250 173V172H248ZM256 173V172H255ZM85 174V173H84ZM183 175L185 173H182ZM229 177L230 172L228 173ZM234 174V173H233ZM251 174V173H250ZM254 174V173H253ZM162 175V176H161ZM235 175V174H234ZM246 175V174H244ZM185 176V175H184ZM227 176V177H228ZM241 176V175H240ZM260 176V173H259ZM262 176V175H261ZM3 177H6V175ZM23 177V176H22ZM89 176H87L88 178ZM182 177V178H181ZM56 177H53L51 179H55ZM92 178V176H91ZM108 178V180L110 182L115 181V183L113 185H111V183L106 186L105 182L106 179ZM182 180H181V179ZM248 178V177H247ZM18 179V178H17ZM86 179V178H85ZM246 179V178H245ZM254 179V178H253ZM262 179V178H261ZM26 180V178H25ZM30 180V179H28ZM149 180V178L147 179ZM250 180V179H249ZM23 181V179H22ZM62 180H60L61 182ZM84 181V180H83ZM89 181V180H88ZM122 181V182H121ZM227 181V180H226ZM240 181V180H239ZM238 181V182H239ZM24 182V181H23ZM31 182V180H30ZM116 182H121V183H116ZM151 181H147V183H150ZM251 182V181H250ZM108 183V182H106ZM237 183V182H236ZM255 183V180H254ZM142 184V183H141ZM157 184V183H156ZM252 184V183H251ZM256 184V183H255ZM68 185V184H67ZM148 185V184H147ZM150 185V184H149ZM154 185V184H153ZM259 186L255 189V193L257 192H264V184H258ZM100 186H106L108 191H107V199H109V201L107 199H103L100 196H98L97 194L99 193L98 189H101ZM164 186V184L162 185ZM200 186V185H199ZM245 186V185H244ZM33 187H35L34 189H32ZM144 187V186H143ZM157 187V186H156ZM154 187V189L156 188ZM198 187V186H197ZM203 187V186H202ZM206 187V185H205ZM134 188V191L132 190ZM141 188V187H140ZM148 187H144L141 189H145ZM165 188V187H164ZM226 188V187H225ZM250 188V187H249ZM104 189V188H103ZM162 189V188H161ZM199 189V187H198ZM252 189V188H251ZM102 190V189H101ZM150 190V189H149ZM179 190H182V192H184V190L187 191V193L182 195V198H179L178 196H176L177 193H179ZM227 190V189H226ZM250 190V189H249ZM142 191V190H141ZM145 191V190H144ZM148 191V190H147ZM146 191V192H147ZM154 191V190H153ZM176 191V194H175ZM203 191V189H202ZM221 192V191H220ZM133 193V195H132ZM145 193V192H144ZM150 193V192H149ZM165 193V192H164ZM171 193V192H170ZM194 193V192H193ZM254 193V194H255ZM155 194V193H154ZM166 194V193H165ZM182 194V193H181ZM225 194V193H224ZM152 195L149 196V198L147 196L146 199L143 200H136L135 203H140V208H144L145 205H147L150 201V199L152 198ZM167 195V194H166ZM165 195V196H166ZM179 195V194H178ZM244 195V194H243ZM235 196V195H234ZM242 196V195H239ZM246 196V195H245ZM135 197V198H134ZM244 197V196H242ZM214 198V197H213ZM239 199V198H238ZM155 200V199H154ZM158 200V199H157ZM230 200L231 196H230ZM130 201V203H131ZM245 200H243L244 202ZM241 202V201H240ZM238 202V203H240ZM247 203H249L250 205V209H245L243 211H241V213H239L238 215H241L242 217H245L247 220V224H251L253 226V228L258 225V227H255L257 230L255 231L256 235L259 234L260 236V241H256L257 243L255 244L254 240L252 239V241H250L249 237L247 238V236L245 235V233L243 234V242H240L237 237L235 236L236 233H234L232 231L231 228L236 229V227H226L224 225L216 227L211 234H209L210 236H208L205 240V242L203 244H191V242L189 241V243L191 245L188 244V246H186V243H184V241H182L181 244H179L180 246H182V249H185L184 252H182L180 255H178V257L174 258L173 256V260H171L170 262H164L165 264H264V256L262 257L261 254L259 253H264V209H260L257 208L255 206H258L259 204H257V202L254 201H245ZM134 203V204H135ZM152 203V202H151ZM160 203V202H159ZM117 205H113L115 208L118 207ZM163 204V203H162ZM109 205L107 204V206L109 207ZM138 205V204H136ZM138 205V206H139ZM155 205V204H154ZM161 205V204H160ZM212 205V202H211ZM210 205V206H211ZM107 206H104L107 207ZM130 206V205H129ZM213 206V205H212ZM211 206V207H212ZM124 205H122L121 208H123ZM137 207V206H136ZM162 207V206H160ZM29 208H35V211H29L28 213H25L22 215L23 210L25 209H29ZM115 208L113 210H115ZM213 208V207H212ZM240 208V206H239ZM244 208V207H243ZM107 209V208H106ZM105 209V210H106ZM135 209V208H134ZM109 210H111V207L108 208V211H106L105 213L109 212ZM112 210V211H113ZM252 210V212H251ZM111 211V212H112ZM153 211V210H152ZM102 212V211H101ZM100 212V213H101ZM240 212V211H239ZM220 213V212H219ZM99 214V215H98ZM249 215V217H248ZM227 216V215H226ZM225 216V217H226ZM185 217V216H184ZM228 217V216H227ZM183 218V217H182ZM181 219V217H180ZM224 219V218H223ZM171 220V222H170ZM236 220V219H235ZM126 221V222H125ZM233 221L234 218L228 217L227 222L228 225H233ZM237 221V220H236ZM235 221V225L237 226V222ZM226 222V221H225ZM181 223V221H180ZM219 223V222H218ZM149 224V223H148ZM197 224V223H196ZM217 224V223H216ZM222 224V223H220ZM182 225V223H181ZM201 225V224H200ZM197 227V226H196ZM98 228V231H96V233H94V231ZM250 228V227H249ZM104 229L107 231L106 234H104L106 231H104ZM141 229V228H140ZM182 229V228H181ZM227 229V230H226ZM239 229V227L237 228ZM188 231V227L183 230V233H185L182 237L183 238H179L184 240L185 238H187L188 240H191V236L189 234ZM232 231V232H229ZM254 233V230H251ZM136 232H139L136 235ZM20 233V234H19ZM239 233H243L240 232ZM252 233V235L254 236V234ZM100 235L102 236V243H101V247L99 248L98 246L96 247V249L93 251L92 255H89V253L86 251L87 249L89 250L90 246L92 245V241L96 238H98ZM126 236H130V242L131 244L127 243V247L124 248V240H122L124 237ZM179 236V235H178ZM175 237V236H174ZM173 237V238H174ZM257 237V236H256ZM178 239V240H179ZM122 240V241H121ZM134 240V241H133ZM135 240H137V243L135 242ZM172 240V239H171ZM258 240V239H257ZM180 241V240H179ZM173 242V241H172ZM171 242V243H172ZM187 242V241H186ZM167 243V242H166ZM168 244V243H167ZM97 245V243H96ZM176 245V244H175ZM172 248L175 246L170 245ZM169 246V247H170ZM164 247V246H163ZM170 247V248H171ZM185 247V248H184ZM92 248V246H91ZM165 248V247H164ZM167 249V253L168 250L171 253L170 249ZM166 249V248H165ZM175 251L176 248H173ZM178 249V248H177ZM181 249V250H182ZM179 250V249H178ZM162 252V250H161ZM178 253V251H176ZM174 253H172L173 255ZM57 255H59L61 258L56 257ZM167 255V254H166ZM168 255H170L168 253ZM171 255V256H172ZM249 255V256H248ZM91 256V258H90ZM124 256H128V260L125 259ZM167 257V256H166ZM165 257V258H166ZM164 258V259H165ZM169 258V257H167ZM155 259V258H154ZM161 259L163 258H160ZM163 259V260H164ZM168 259H165V261H167ZM170 260V259H169ZM128 262V263H127ZM156 264L158 262L154 261ZM163 262V261H162ZM161 262V263H162Z\"/></svg>",
	"mask_w": 264,
	"mask_h": 264
}]
</instances>
